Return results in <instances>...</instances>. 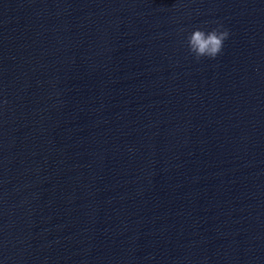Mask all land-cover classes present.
<instances>
[{"label":"water","instance_id":"95a60500","mask_svg":"<svg viewBox=\"0 0 264 264\" xmlns=\"http://www.w3.org/2000/svg\"><path fill=\"white\" fill-rule=\"evenodd\" d=\"M0 264H264V0H0Z\"/></svg>","mask_w":264,"mask_h":264},{"label":"clouds","instance_id":"9594fccd","mask_svg":"<svg viewBox=\"0 0 264 264\" xmlns=\"http://www.w3.org/2000/svg\"><path fill=\"white\" fill-rule=\"evenodd\" d=\"M229 36L230 31L222 23L214 27H197L186 36L187 49L196 60H214L222 53Z\"/></svg>","mask_w":264,"mask_h":264}]
</instances>
